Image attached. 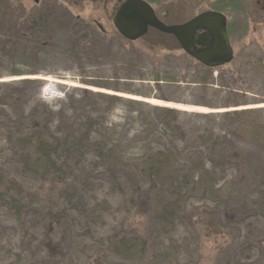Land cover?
Returning <instances> with one entry per match:
<instances>
[{
    "label": "trees",
    "instance_id": "trees-1",
    "mask_svg": "<svg viewBox=\"0 0 264 264\" xmlns=\"http://www.w3.org/2000/svg\"><path fill=\"white\" fill-rule=\"evenodd\" d=\"M148 1L159 4L158 0ZM237 1L216 0L212 7L220 11L226 8L235 11L239 8ZM0 13L3 25L16 30L19 39L26 37L29 40L27 44L33 43L32 50L35 45H42L28 38L30 20L28 26L26 19L34 16L35 10L10 6V2L0 0ZM31 27L34 35L39 36L37 39H41L39 32L44 27L43 17L33 22ZM60 28L66 34H74L68 39L67 49L76 50L75 36L80 39L83 35L72 29L70 22ZM8 42L3 40V48ZM26 51L29 52L28 49ZM33 56L34 52L31 58L35 61ZM2 59L0 54V61ZM14 72L20 74L25 71L18 69ZM33 72L30 70L25 74ZM37 83L34 96L39 94L44 82ZM32 84L29 79L0 83V238L17 222L20 230L17 241L22 245L27 242L26 252L17 244L13 253L1 259V264L34 263L32 256L36 250L32 247L36 243L40 249L38 258H47L43 263L59 264L68 256L73 239L78 238L74 247L83 243L78 236L95 239L96 245L110 251V257L115 252L128 264L132 261L148 264L152 260L155 263L162 261L158 264H180L177 253L170 255L169 251L157 249L159 244L151 245L150 235L145 231L148 229L135 226L129 220L133 215L124 206L126 201H139L137 198H142L143 203L148 201L145 216L148 220L154 217L157 224H153L158 225L167 238L175 240L179 236L180 224L182 227L188 224L192 231L196 230L197 239L200 232L204 234L206 231L223 236L227 245L233 243L234 227L226 221V217L229 219L231 216L230 208L220 211L217 203L210 208L207 204L195 205L192 210L186 201L188 196H193V191L199 189L203 190L202 193L214 191L230 196L232 194H226V190L235 181L264 185V168L260 162L253 161L248 155L242 156L234 141H224L219 132L218 135L212 131L208 134L196 125L187 130L180 111L156 107L159 122L164 123L162 132L159 135L153 133L159 124L151 120L141 137L142 143L134 144L127 137L124 140L117 138V126L102 124L95 118V111L90 112L88 121L83 118L85 113L79 111L81 103L72 94L60 103L55 112L52 105L37 98L29 105L27 113L16 115L15 108L7 107V100L19 99L23 92L30 91ZM133 103L145 106L142 101ZM146 107L150 108V105ZM251 113L252 110L243 109L219 115L227 116L225 121L233 136L244 128L257 137L264 131V121L260 116L252 119ZM151 116L150 112L142 113L143 119ZM56 117L66 119L65 124H54ZM45 119L48 120L43 122ZM37 124L43 129L35 128ZM93 133L98 136L94 137ZM221 170H231L230 176H222ZM69 187L74 189V194L68 193ZM259 187V197L253 201L256 208L250 215L255 221L260 218L259 212H264V186L257 189ZM91 191H96V195L84 196ZM61 198L66 201H59ZM216 199L214 196L211 201ZM114 207L117 209L112 211ZM149 212L157 213L153 216ZM109 217L118 226L106 237H97L100 235L97 234L98 227L104 226ZM144 219L140 220L142 224ZM249 223L251 221H247L246 227L251 225ZM235 229L242 230L239 227ZM247 231L245 240L238 243V249L227 253L220 247L218 259L224 256V264H245L243 258L247 260L257 251L264 250V239L253 236L251 229ZM157 233L155 236L159 238L162 234ZM27 236L28 241L25 239ZM13 238L15 240L16 237ZM91 256H86L85 264H110L107 254L98 257L101 253L95 252L94 260ZM262 256L261 264H264V251Z\"/></svg>",
    "mask_w": 264,
    "mask_h": 264
},
{
    "label": "rangeland",
    "instance_id": "rangeland-1",
    "mask_svg": "<svg viewBox=\"0 0 264 264\" xmlns=\"http://www.w3.org/2000/svg\"><path fill=\"white\" fill-rule=\"evenodd\" d=\"M6 1L10 2V6L35 10L34 16H28L26 19V24L30 20L28 38L42 44L35 45L32 50L33 43L27 44L29 40L26 37L19 39L16 30L9 29L0 20V54L3 58L0 61V83L23 79L33 82L29 87L30 91L23 92L19 99L7 100V107L15 108L16 115L22 112L27 113L29 105L37 98L52 105L51 109L55 112V109L60 107V103L72 94L81 103L79 111L85 113L83 118L88 121L90 112L95 111V118L103 122L102 124L111 123L117 126V138L124 140V137H127L135 144L142 143L141 137L151 120L159 124V128L153 133L159 135L162 132L164 123L159 122L157 117L159 111L156 107H167L182 113L180 118L187 130L196 125L208 134L212 131L218 135L219 132L224 141L229 139L234 141L240 148V151H237L242 156L248 155L253 161H259L260 166L264 168V131L256 137L243 128L233 136L229 131L230 126L225 121L227 116L219 115L233 110L249 109V111L252 110V119L260 116L264 121V0H238L239 2L236 0L239 8L232 13L239 15L240 23L236 24L238 35L232 36L235 58L225 66L209 70L189 56L173 35L150 28V32L138 40L131 41L124 38L112 21L117 0ZM158 1L159 4L151 2L158 17L168 24H174L184 22L202 11L213 9L212 4L216 0ZM225 11L232 10L226 8ZM231 14L228 16L229 21L232 19ZM41 17L44 19V27H41L39 32L41 39H37L39 36L34 35L31 25ZM67 22L71 23L72 29L83 35L80 39L75 36L76 50L67 49L68 39L74 34L71 32L66 34L63 28H60ZM72 23H74L73 26ZM244 26L247 28L244 29ZM58 29L59 33L56 32ZM4 39L9 42L3 48ZM48 44L50 46H46ZM33 52L35 61L31 58ZM18 69L35 72L16 74L14 71ZM37 82L44 83L40 87L39 94L34 96ZM104 85L109 87H103ZM134 101H142L145 106L136 105ZM147 105H150V108H147ZM145 112H150L152 116L143 119L142 113ZM65 121L63 117H56L54 124L63 125ZM35 128L43 129L39 124ZM93 136L97 137L98 134L93 133ZM79 172L78 170V174ZM220 173L228 178L231 170L224 172L221 170ZM258 186L264 185H253L250 181H235L226 190V194H232L230 196L214 191L202 193L203 190L199 189L192 192L193 196L187 197V206L192 210L195 205L207 204V208H210V205H217V203H219L220 211L230 208L231 216L229 219L226 217V221L232 223L234 235L231 240L233 243L229 245L223 236L206 231L204 234L200 232L201 236L197 239L196 230L192 231L188 224L185 227L180 224L179 236L172 240L163 234L158 225L153 224H157L154 217L148 220V216H145L146 206H149L148 201L143 203L142 198H137L140 200L126 201L124 207L133 215L129 220L135 226L143 228L145 226L148 229L145 231L150 235L151 245L159 244L157 249L169 251L170 255L177 253L180 264H224V256L218 259L220 247L227 253L238 249V243L245 240L248 229H251L253 236L260 237V240L264 239V212H259L260 218L257 221L250 216L256 208L253 201L259 197L261 188L257 189ZM256 191H258L257 194H255ZM68 193L72 195L75 191L69 187ZM91 194L96 195V191H91L84 196ZM214 196L215 199H219L211 201ZM63 200L66 201L65 198L59 201ZM110 201L115 200L110 199ZM116 209L117 207H114L112 211ZM142 213L143 216H141ZM149 213L154 216L157 212ZM141 219H144L143 224ZM247 221H251L248 227H246ZM115 226H118L117 222L109 217L104 226H97L100 229L97 232L100 235L97 237H106L111 234ZM237 227L242 230L237 231L235 229ZM157 232L162 234L159 238L157 236L160 234ZM156 233L157 236H155ZM19 234L20 230L15 222L13 228H9L0 238V264L2 258L7 257L10 252L13 253L17 244L26 252L27 242L24 245L20 244L17 241ZM78 237L83 243L74 247L78 238H72V248L68 256H65L59 264H85L86 256L91 254V260H94L95 252L101 253L98 257L107 254L110 264H128L116 256L115 252L110 257V251L96 245L95 239ZM25 239L28 241L29 237ZM173 246L178 248L180 246V248H173ZM32 249L36 250L32 256L35 262L32 264H46L43 261L47 258H38L40 249L37 243ZM263 251H257L247 260L243 258L242 262L261 264ZM159 262L162 261L157 260L155 263L152 260L148 264ZM26 264L30 263L26 261ZM131 264H137V262L132 261Z\"/></svg>",
    "mask_w": 264,
    "mask_h": 264
},
{
    "label": "water",
    "instance_id": "water-1",
    "mask_svg": "<svg viewBox=\"0 0 264 264\" xmlns=\"http://www.w3.org/2000/svg\"><path fill=\"white\" fill-rule=\"evenodd\" d=\"M113 24L131 41L146 35L150 28L173 35L186 53L210 68L233 60L226 15L217 10L202 11L185 22L168 24L157 16L147 0H124L116 8Z\"/></svg>",
    "mask_w": 264,
    "mask_h": 264
},
{
    "label": "flooded vegetation",
    "instance_id": "flooded-vegetation-1",
    "mask_svg": "<svg viewBox=\"0 0 264 264\" xmlns=\"http://www.w3.org/2000/svg\"><path fill=\"white\" fill-rule=\"evenodd\" d=\"M124 0H117L116 1V6H115V10H114V13L116 11V8L123 2ZM224 14L226 15V26H227V31H228V36L230 38V42H231V45H232V36H236L238 35V25L236 26V24H238L239 22V15L238 14H235V13H232L233 11H230V12H226L225 10L223 11ZM232 13V14H231ZM231 14L232 16V19L229 21V18L228 16ZM240 23V22H239ZM244 29L247 28V26H244L243 27ZM206 48V47H204ZM233 48V46H232ZM203 49V47H202ZM233 52H234V58H235V51H234V48H233ZM190 56V55H189Z\"/></svg>",
    "mask_w": 264,
    "mask_h": 264
}]
</instances>
